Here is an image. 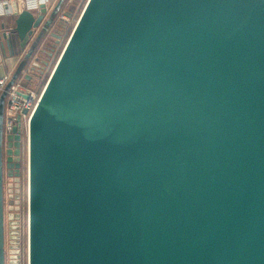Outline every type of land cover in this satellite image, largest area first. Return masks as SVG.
<instances>
[{
	"label": "water",
	"instance_id": "obj_1",
	"mask_svg": "<svg viewBox=\"0 0 264 264\" xmlns=\"http://www.w3.org/2000/svg\"><path fill=\"white\" fill-rule=\"evenodd\" d=\"M64 1L13 5L0 264L23 154L6 91L48 65ZM26 210V264H264V0H86L28 120Z\"/></svg>",
	"mask_w": 264,
	"mask_h": 264
},
{
	"label": "built area",
	"instance_id": "obj_2",
	"mask_svg": "<svg viewBox=\"0 0 264 264\" xmlns=\"http://www.w3.org/2000/svg\"><path fill=\"white\" fill-rule=\"evenodd\" d=\"M37 1V2H36ZM47 0H1L0 1V14H3L6 9H11L15 4L16 6L21 7V10H27L34 12L38 10L41 5L46 7ZM60 19L64 20L67 24V27L70 25L69 18L64 17L63 14L60 15ZM10 81V76L7 75L0 79V94L4 91L6 85ZM40 92L34 91L30 84L26 83L21 77L16 80L12 86L6 91L5 96V106L3 114V134L7 135L11 132L12 127L19 123L20 131L23 141L22 146V169L21 176L25 180V204H26V134L28 127V120L30 114L32 113ZM22 111H25V114H22ZM19 120V121H18ZM26 206V205H25ZM25 232L27 231V210L25 207ZM26 246H27V232H26Z\"/></svg>",
	"mask_w": 264,
	"mask_h": 264
},
{
	"label": "crops",
	"instance_id": "obj_3",
	"mask_svg": "<svg viewBox=\"0 0 264 264\" xmlns=\"http://www.w3.org/2000/svg\"><path fill=\"white\" fill-rule=\"evenodd\" d=\"M1 1V0H0ZM46 8L48 10H51L53 6L58 2V0H47ZM74 0H65L62 7V12H67L70 4ZM37 2V1H36ZM16 6V5H15ZM18 11L21 9V7L17 6ZM37 11V10H36ZM34 11V12H36ZM14 20H15V14L13 13V6L12 8L6 9V11L3 14H0V79L9 75L10 78L13 75L14 71L18 67L26 49H28L30 40L28 41H17L14 42L12 40V36L14 34ZM55 28L54 26L51 28ZM69 29V28H68ZM51 32V30H50ZM48 37V36H47ZM28 42V44H27ZM15 43V44H14ZM27 44V45H26ZM47 44V43H46ZM44 44V45H46ZM43 46V45H42ZM33 60L31 61L33 63L35 58H38L39 61H37V66L40 67V63L42 60L45 59V56L43 54L40 55L39 51L36 52V54L33 56ZM30 63V64H32ZM32 66V65H29ZM29 66L25 69V71L21 74L19 79L23 77L24 74L30 73ZM22 177V176H20ZM25 182L24 178H22ZM20 181V178H19ZM19 185V190H20ZM23 194H25V183H23V189L20 190L19 196L21 197Z\"/></svg>",
	"mask_w": 264,
	"mask_h": 264
},
{
	"label": "rangeland",
	"instance_id": "obj_4",
	"mask_svg": "<svg viewBox=\"0 0 264 264\" xmlns=\"http://www.w3.org/2000/svg\"><path fill=\"white\" fill-rule=\"evenodd\" d=\"M86 0H74L72 1V3L70 4L69 8H68V13H69V26L67 27V29L63 32L62 34V38L59 42V44L57 45L52 58L48 61V65L46 66V68H44L43 70H41L42 72L39 74L37 72L34 73L32 80L29 82L31 88L36 91V92H40L45 81L47 80L48 76L50 75L53 66L63 48L64 43L66 42L68 35L73 27V25L75 24V22L77 21L83 6L85 4ZM69 28V29H68ZM27 45V44H26ZM27 50V49H26ZM23 179L22 177H20V181H19V185L20 190L23 189V183L22 182ZM25 194L21 197H19V214H20V219H19V264H26V232H25Z\"/></svg>",
	"mask_w": 264,
	"mask_h": 264
},
{
	"label": "trees",
	"instance_id": "obj_5",
	"mask_svg": "<svg viewBox=\"0 0 264 264\" xmlns=\"http://www.w3.org/2000/svg\"><path fill=\"white\" fill-rule=\"evenodd\" d=\"M12 40H14V42H16V43H17V41H18V38H17V36H16L15 33H14L13 36H12ZM14 44H15V43H14Z\"/></svg>",
	"mask_w": 264,
	"mask_h": 264
}]
</instances>
